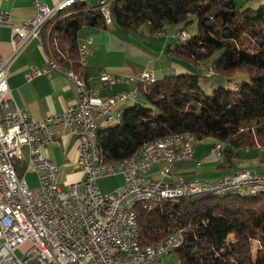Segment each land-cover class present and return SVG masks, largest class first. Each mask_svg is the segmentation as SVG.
<instances>
[{"label": "trees", "instance_id": "16d2710c", "mask_svg": "<svg viewBox=\"0 0 264 264\" xmlns=\"http://www.w3.org/2000/svg\"><path fill=\"white\" fill-rule=\"evenodd\" d=\"M87 6L75 5L43 28L51 60L79 75V30L107 27L100 11ZM109 14L125 32L144 25L152 34L165 24L183 30L193 26V34L168 48L171 57L199 65L222 51L209 68L213 75L228 79L244 73L248 82L238 85L233 92L237 99L230 102L226 97L231 92L224 88L205 95L196 75L155 80L143 94L150 107H128L115 124L99 130L100 162H122L143 144L171 135L195 142L212 138L224 145L223 156L253 147L255 137L264 138V5L251 9L236 0H111ZM197 197L138 204L140 248L181 231L184 242L175 251L180 264H264V193Z\"/></svg>", "mask_w": 264, "mask_h": 264}, {"label": "built area", "instance_id": "2783aa9c", "mask_svg": "<svg viewBox=\"0 0 264 264\" xmlns=\"http://www.w3.org/2000/svg\"><path fill=\"white\" fill-rule=\"evenodd\" d=\"M80 1H87V5L95 1V7L110 27L109 0H62L51 8L36 3V15L21 25L12 23L10 16L0 11V28L9 29L13 48L9 56L0 55V264H161L160 258L183 245V234L173 232L172 240L162 238L149 245L148 253L133 252V230H129V223H136L138 228L137 214H126V207L136 203L137 196L185 194L199 188L251 189L264 193V176H253L249 171L241 170L229 179L214 181L187 180L180 175L172 178L171 166L191 161L194 151L180 157L162 158L146 157V148L151 144L173 142L181 135L145 143L133 154L132 165L123 170L105 171L104 163L90 152L92 139L97 138L100 129L113 124L112 109L133 98V88L104 100L98 89L75 84V79L69 78L70 70L59 71V67L49 64L42 74L48 77L50 70L64 73L74 87L75 103L59 115L30 120L10 95V65L31 41L41 40L37 24L44 16L54 15L55 18ZM177 38H184L182 31ZM90 44L91 40L86 39L77 45L79 65L83 70ZM206 74L211 76L209 70ZM38 75L40 72L33 70L26 79L30 81ZM153 79L152 74L142 72L125 81L139 86ZM98 80L106 87L122 79L102 73ZM63 128L69 130V136L76 138V165L83 178L60 190V168L44 156L43 148L58 144L63 137ZM223 148L220 143V146L212 147L211 153L220 158ZM24 156L26 163L14 165L15 160L20 163ZM156 167H160V176L166 182L148 177ZM26 173L35 174V188H29L24 178ZM112 176H120L122 184L115 191L103 194L97 181ZM248 178H257V185H248ZM24 244L29 248L18 255ZM167 264H177V260Z\"/></svg>", "mask_w": 264, "mask_h": 264}, {"label": "crops", "instance_id": "0c3cea01", "mask_svg": "<svg viewBox=\"0 0 264 264\" xmlns=\"http://www.w3.org/2000/svg\"><path fill=\"white\" fill-rule=\"evenodd\" d=\"M60 1L62 0H0V11L7 13L12 23L21 25L36 15V3L51 8ZM95 5L96 3L93 1L88 6L93 7ZM167 25L169 24H165L159 33H149L150 36L148 37L145 34L134 36L112 22L110 27L106 28L84 27L79 30L77 44L86 39L91 40V44L88 46L89 55L85 60V69L80 73L86 78L87 86L98 89L101 99L104 100L124 94L132 88L135 91L133 98L118 103L112 109L113 124L117 122L118 116L126 108L142 104L144 101L147 102L144 96L140 97V95L147 91L149 85L134 86L125 80L142 72L152 74L154 81L169 76L191 74L188 63L170 57H168L169 60L164 59L168 48L172 49L169 40H172L173 36V40L180 41L177 36L183 30L181 26H177L175 30L177 33H175L174 30L166 29ZM148 28L147 33L150 30ZM189 28H193V26ZM167 31L170 32L167 33ZM170 34H172L171 37H169ZM47 36L48 34H44L43 30L41 40L31 41L12 61L9 68L8 87L10 95L13 101L26 111L32 121L61 114L68 107L74 105L76 98L74 87L64 73L50 70L48 77L42 74L44 70L48 69V63L51 60ZM140 37L146 41L140 40ZM163 38L164 41H162ZM149 40H159V43L155 45L158 52L147 47L142 48L141 44L150 47L152 41L149 42ZM177 44H174L173 47ZM12 50L9 29L1 27L0 55L9 56ZM33 70L39 71L40 75L27 81L26 75ZM102 73L110 74L122 80L113 85L102 87L98 80ZM206 73L205 77L209 78ZM62 136L58 144L44 147L43 154L60 168L59 182L65 186L81 180L83 175L76 165V138L69 136L67 128L62 129ZM192 142L194 153L191 161L172 165V178L180 175L187 180L214 181L216 179H229L241 170L249 171L253 176H264V138L255 137L253 147L238 150L229 156L222 155L220 158H216L211 153L212 147L219 144L216 140L211 145L199 144L197 147L196 145L194 147L195 141L193 139ZM199 162L201 164L196 165ZM159 172L160 167H156L148 173V177L156 181L163 180ZM100 181H106L105 185L108 186L109 191L117 189L122 184L120 176L99 179L97 183ZM163 181L166 182L167 180Z\"/></svg>", "mask_w": 264, "mask_h": 264}, {"label": "bare ground", "instance_id": "6f19581e", "mask_svg": "<svg viewBox=\"0 0 264 264\" xmlns=\"http://www.w3.org/2000/svg\"><path fill=\"white\" fill-rule=\"evenodd\" d=\"M111 0H109V3ZM80 3H87V1H80ZM54 18V15H46L43 17L42 22H38L37 24V32L41 33L42 37V31L45 25ZM108 21L109 25H111V19L109 14V8H108ZM184 38L180 41H185L188 37L187 34L182 31ZM51 67H59L53 60H49L48 63ZM211 73V76L213 75L212 70L208 69ZM59 71H67L61 69L59 67ZM69 78L75 79V84H77L79 87H88L87 81L84 79L83 75L75 74L73 71H69ZM154 82L153 80L147 81L142 84H148L152 85ZM133 95H135V91L133 90ZM220 146V144L216 145ZM193 151V142L191 139H185L183 136L181 138L169 142V143H157V144H151L146 148V157H162V158H173V157H180L185 152ZM90 152L99 158L98 151H97V138L92 139V143L90 145ZM192 159V155H191ZM133 162V156L130 158L122 161V162H109L104 164L105 171H114V170H123L125 167L132 165ZM198 164V163H197ZM248 185H257V178H248ZM263 188H264V179H263ZM260 194V192H254V190L251 189H242L241 191H235L234 189H226V190H214L211 188H199L196 190H188L184 193L181 192H171V193H163L158 195L153 194H146L142 196L136 197V203L128 204L126 207V214H135L136 213V207L138 204H148V202H153L154 204L160 203V202H173L184 198H193L197 196L202 195H210L216 198H224L228 196H245V195H256ZM146 204V205H147ZM145 205V206H146ZM129 230H133L131 232V239H132V246H133V252L135 253H148L149 247L140 248L139 246V228H136V223H129ZM163 240H172V234L166 237ZM177 264H180L179 261H177Z\"/></svg>", "mask_w": 264, "mask_h": 264}, {"label": "rangeland", "instance_id": "374dc122", "mask_svg": "<svg viewBox=\"0 0 264 264\" xmlns=\"http://www.w3.org/2000/svg\"><path fill=\"white\" fill-rule=\"evenodd\" d=\"M236 3L238 4V6H241L243 4L244 8L257 9L258 7L264 5V0H236ZM88 5L90 6V4H88ZM147 28H148V25H144V26L140 27L138 30H135V31H132V32H127V33L133 34L134 36L135 35H139V34H145V36L148 37V36H150L149 33H151V32H149L150 30H148V33H147ZM176 28H177V26L167 25L166 29H171V30H174V32H175ZM185 31L184 32L186 34H188V35H191V34L194 33V29L193 28H188L187 27L185 29ZM169 32L170 31H167V33H169ZM175 33H177V31ZM172 34H170L169 37H171ZM141 39H142V41H146L145 39L140 37V40ZM171 39L172 40H169V43H171L172 49H173V45L174 44L181 42V41H178L177 39L173 40V36H172ZM150 41H152L150 47L148 45H146V44H141L142 48H146L147 47L148 49H152L154 51L156 50L158 52V48L155 45L157 43H159V40H149V42ZM162 41H164V38H163ZM221 54H222V51H217L212 56L207 58L203 63H201L199 65H194V64H190V63H188V65L190 66L191 74L198 76L197 85L203 91V93L205 95H211L212 91L217 89V88H224L225 90L231 92L230 96L226 97L227 100L230 101V102H233V101H235L237 99L236 96L233 94V92H235L237 90L238 85H240L242 83H245V82H248V77H247L246 74L237 73L233 77L228 78V79H226V78H224V77H222L220 75H217V74H215V75H213V76H211L209 78L205 77L206 71L209 68H212L215 65L216 61L219 59ZM168 57L172 58L171 55L166 51L164 59H168L169 60ZM184 63H186V62H184ZM140 86L143 87L144 85H140ZM140 97H143V95L141 94ZM141 105L150 107V104L148 102H145V101L142 102ZM213 141H214V139H212V138L204 139L202 141H198L197 144L195 142L194 143V147H195V145L197 147L199 144H201V145H204V144L211 145L213 143ZM26 162H27V158H26V156H24L22 161H20V163L15 160L14 161V165H21L22 163H26ZM24 178H25L29 188H34V187L37 186V182H36V179H35V176H34L33 173H26ZM196 180H198V179H196ZM105 182L106 181H100L99 183H97V186L99 187L100 191L103 194H106L108 192H113V191L116 190L115 189L113 191H109L110 189L108 188L107 185H105ZM59 189L63 190L64 186L59 184ZM194 198H200V197H194ZM147 205L151 206V205H154V203L153 202H148ZM28 248H29L28 244L22 245L20 247L19 251H18V255H22ZM251 248H252V254H254L255 250L257 249V244L253 242ZM175 260H176V254H175V252H173L171 254L163 256L162 258H160L158 260V262L161 263V264H167V263L174 262Z\"/></svg>", "mask_w": 264, "mask_h": 264}]
</instances>
